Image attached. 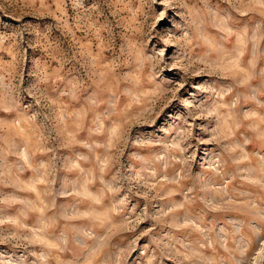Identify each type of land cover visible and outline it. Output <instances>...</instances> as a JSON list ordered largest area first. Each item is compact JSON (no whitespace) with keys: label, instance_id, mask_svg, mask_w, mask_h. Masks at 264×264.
Segmentation results:
<instances>
[{"label":"rangeland","instance_id":"374dc122","mask_svg":"<svg viewBox=\"0 0 264 264\" xmlns=\"http://www.w3.org/2000/svg\"><path fill=\"white\" fill-rule=\"evenodd\" d=\"M0 264H264V0H0Z\"/></svg>","mask_w":264,"mask_h":264}]
</instances>
